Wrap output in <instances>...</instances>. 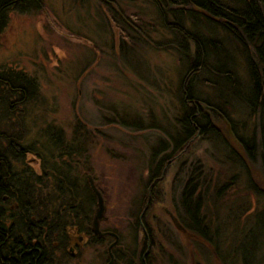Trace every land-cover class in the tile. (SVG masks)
I'll return each instance as SVG.
<instances>
[{"label":"rangeland","instance_id":"rangeland-1","mask_svg":"<svg viewBox=\"0 0 264 264\" xmlns=\"http://www.w3.org/2000/svg\"><path fill=\"white\" fill-rule=\"evenodd\" d=\"M40 1L42 6L34 13L10 12L7 26L0 33V66L23 71L39 83L38 92L31 85L26 93L17 95L24 96L21 105L16 95L9 97L8 87L16 80L10 78L7 84H0V143L7 151L6 140L21 134V141L35 143L38 153L45 158L49 157V150L69 149L72 142L78 143L87 151V154L83 151V156L93 166L96 185L112 205L109 212L114 216L115 211L122 212L131 201H138L146 169L157 164L155 151L183 136L184 127L178 125L179 121L176 123L175 115L177 112L181 116L177 98L185 65L181 63L185 59L177 48L184 38L169 32L164 24L172 18L167 16L162 21L149 0H133L134 5L127 3L128 6L120 0L121 10L136 14L139 25L153 41L141 53H133L130 59L126 56L125 63V57L116 55L111 47L104 46V52L98 54L85 47L83 36L95 37L100 42L109 34L102 14L90 12L87 6H77L74 0ZM160 38L166 40L162 48ZM224 46L232 52L241 84L238 87L234 84L233 88L229 82L225 107L236 132L250 143V137H258L255 126L261 113L250 112L242 101L249 93L244 55L234 50L229 41ZM184 51L180 48V52ZM94 60L100 62L98 70L86 69L85 63ZM90 78H97L99 84ZM203 86L204 97L220 99L214 86ZM111 109L119 115L113 116ZM78 123L89 133H75ZM135 123L148 127L161 125L167 130L142 129L132 126ZM217 132L224 140L216 139L218 148L229 165L221 166L201 157L206 166L199 180H210V184L200 198L203 210L198 218L200 232L206 225L208 236L190 235L198 243L199 264H264V229L255 224L256 220L264 224V195L257 194L254 188L264 190L258 147L254 159L241 165L229 159L225 147L229 144ZM50 137L60 143L54 146ZM204 143L193 145L192 153L201 154ZM220 151L216 149L211 156L224 162ZM32 166L38 168V161ZM207 166L215 169V175ZM186 204L191 208L190 200ZM247 244L252 259L248 263L241 254Z\"/></svg>","mask_w":264,"mask_h":264},{"label":"flooded vegetation","instance_id":"flooded-vegetation-1","mask_svg":"<svg viewBox=\"0 0 264 264\" xmlns=\"http://www.w3.org/2000/svg\"><path fill=\"white\" fill-rule=\"evenodd\" d=\"M27 1H2L0 33L7 26L10 12L29 14L31 11L34 13L40 10L42 6L40 0ZM121 1H126L123 2L126 6H128L127 3H134L133 0ZM154 1L160 3L162 1L165 4L169 0H149L151 3ZM74 2L77 6H87L90 12L102 14L109 28V34L103 41L99 42L97 38L89 35L82 37L85 47L92 52L103 53L104 46L111 47L116 55L125 57L126 63L128 58L126 56L129 55L130 59L133 53H141L143 47L153 44L149 33L139 25L137 15L121 10L120 0H74ZM180 2L183 6L188 4L187 0H180ZM166 17L163 14L162 21H166ZM164 25L169 27L166 22ZM171 33L184 38L179 43L186 49L185 54L193 55L192 57L195 58L194 55L197 54V50L194 49L195 40L190 35L184 36V33L176 27L172 28ZM163 40L165 39L160 40L161 48L166 44V40ZM99 63L97 60L85 63V68L98 70ZM183 64L190 65L186 60L181 63ZM0 69L7 70L2 66ZM15 72L16 93L9 91V97L26 93L31 85L36 92L39 91L37 79L34 77H31L32 80L29 79L27 73L20 70ZM2 79L3 77H0V84L8 78ZM89 80L99 84L97 78ZM181 89L182 99L192 105V112L188 117L194 122L200 116V105L195 103L196 99H193L188 92H185V82L182 83ZM178 95L177 99L181 100V95ZM17 100V103L21 105L24 96L21 98L17 96ZM111 114L119 115L115 109H111ZM181 117L182 115L178 116L176 112V123ZM126 125L130 124L126 123ZM132 126L142 127V129L157 127L163 130L161 132L167 130L161 125L148 127L135 123ZM80 127H76L80 133H88L86 127ZM195 128V133L183 141L182 145H178V141L171 140L155 151L157 164L152 169H146L143 177L144 189L138 201L136 203L131 201L132 203L130 202L122 212L115 211L114 216L109 212L112 205L108 204L103 191L96 185L93 166H90L89 159L83 156V151L87 154L86 149L69 148L70 154L65 157L66 166L64 167L68 173H64V176L69 178L74 176L88 184L90 175L95 186L106 199L103 216L96 225L94 214L97 199L90 189L89 191L68 189L63 193L55 192V190L43 191L41 194L43 199L38 200L37 203L38 212L31 216L33 223L12 221L14 214L19 218L22 216L16 209V202L11 200L8 191L4 190L6 183L5 179H2L3 182L0 184L2 185L0 190V264H199L198 243L194 239L199 238L200 235L204 237L199 230L198 214L203 210V206L200 207V198L204 196L203 190L207 184H210V180H199L206 166L202 158L206 161H215L221 166L229 165V163L217 145L216 139L224 141L221 135L218 132L217 135L214 131L202 132L198 125H195ZM213 129L217 131L214 127ZM169 137L173 136L169 135ZM200 140L205 141L202 146L204 150L196 155L192 153L194 151L192 146L200 143ZM216 149L220 151L224 162L211 156ZM27 160L31 163L32 169L39 173L40 159L32 156L27 157ZM36 161H38V168L32 166V163ZM207 167L212 169L215 175V169ZM46 197L49 198L45 199ZM187 199L192 203L191 208L186 204ZM24 227L27 229L26 237L17 233ZM31 228H34L33 232ZM56 228L59 231H56ZM190 235L196 237L192 238Z\"/></svg>","mask_w":264,"mask_h":264},{"label":"trees","instance_id":"trees-1","mask_svg":"<svg viewBox=\"0 0 264 264\" xmlns=\"http://www.w3.org/2000/svg\"><path fill=\"white\" fill-rule=\"evenodd\" d=\"M2 1L0 0V4L3 3ZM187 3L183 6L180 0H169L165 4L162 1L161 3L152 2L161 19L163 14L172 18V20L168 19L169 32H171L173 27H176L180 32L184 33V36L190 35L196 44L197 54L193 58V55L188 56L185 54V52L187 53L186 49L178 42L177 51L190 65H184L179 80L178 91L181 95V100L178 103V110L182 115V118L179 119V124L184 127V133L177 144L182 145L183 141H186L195 133V125H198L202 132L214 131L217 134L209 117L201 107L199 118L194 122L189 119L188 116L192 112V105L182 99L183 91L181 85L185 82V89L193 99L213 106L225 114L233 126V132L237 140L251 161L254 159L255 147H258L257 152L258 154L260 153L264 179V0H187ZM214 34L217 35V38H215ZM226 41H229V44H233L236 48L233 49L242 53L245 58L244 71L246 73V83H249V93L242 101H244L250 112L255 113L258 110L261 113L260 122L258 121L255 126L258 131V137H250V143H246L242 136L236 132L234 123L225 107L228 104L226 95L230 94L227 92L229 91V82L233 88L234 84L237 85L236 87H238V84L239 86L241 85L236 74L238 70L235 69L236 65L232 52L224 46ZM180 48L185 49V51L183 53L180 52ZM188 73H190L189 77L185 80ZM0 77H3L2 80L8 78V81H1V84L4 85L10 82V78H16V72L11 69L3 70L0 72ZM14 84L8 88L11 92L16 93V85ZM203 85L205 87L214 86L220 99L213 101L208 95L204 97ZM234 93L236 94V92ZM8 104L10 105V103ZM9 105L6 107L8 110L10 109ZM80 126L79 123L76 125V127ZM78 130L76 128L75 133ZM50 139L54 146L60 143L59 140H54L53 137H50ZM6 144L8 147L7 151L0 143V184L3 182L2 179H5L6 186L4 190H7L9 198L16 202V209L23 217L19 218L18 215L14 214L12 221L33 223L31 216L38 212L37 203L38 200L43 199L41 198L43 191L55 190V192L59 191L60 193L68 189L89 191L90 188L87 182L74 176L71 178L64 176V173H68L64 169L66 166L65 157L70 154L67 148L60 147L58 151L46 148L49 150V157L45 158L38 153L35 143H23L21 134L16 135L15 138L10 136L6 140ZM75 147L80 148V145L72 142L71 148L74 150ZM225 147L227 148L229 159L245 165L239 154L228 145ZM32 156L40 159L41 170L39 173L32 169L30 162L27 160V157ZM254 188L257 194L264 195V190ZM0 190H2V185ZM47 198L49 197L45 199ZM10 211L13 212L12 210ZM255 224L257 226L260 225L264 229L262 220L261 222L256 220ZM205 228L206 225L201 227V233L207 237ZM33 231L34 228H31V232ZM56 231H59V229L56 228ZM26 232L27 229L24 227L22 231L17 233L26 237L28 236L25 234ZM29 235L31 236V234ZM207 240L210 241V239ZM248 244L243 247L241 252L247 263L252 260L248 253ZM251 244H253V239Z\"/></svg>","mask_w":264,"mask_h":264},{"label":"water","instance_id":"water-1","mask_svg":"<svg viewBox=\"0 0 264 264\" xmlns=\"http://www.w3.org/2000/svg\"><path fill=\"white\" fill-rule=\"evenodd\" d=\"M200 107L203 109L205 114L209 117L210 122L216 128L224 137V139L228 142L229 146L238 152L240 157L249 164L251 160L246 156L242 145L240 142L237 140L235 137L232 129H231V124L227 120V118L223 115L222 112H220L217 108L207 105L205 103H200ZM230 141V143H229ZM235 142V143H234ZM240 147V149H239ZM88 185L90 190L93 192L97 199V204H96V211L94 214V223L95 225L98 223L99 219L102 218L104 210H105V201L104 198L101 194V192L98 190V188L95 186L92 177L89 175L88 176ZM173 221H176L174 218H172Z\"/></svg>","mask_w":264,"mask_h":264},{"label":"bare ground","instance_id":"bare-ground-1","mask_svg":"<svg viewBox=\"0 0 264 264\" xmlns=\"http://www.w3.org/2000/svg\"><path fill=\"white\" fill-rule=\"evenodd\" d=\"M189 74H190V73H188V74L186 75V79L189 77ZM185 92L187 93L188 91L185 89ZM187 103H188V102H187ZM195 103H196V104H200V103H204V102H202V101L196 99V100H195ZM189 104H190V103H189ZM0 137H2V136H0Z\"/></svg>","mask_w":264,"mask_h":264}]
</instances>
